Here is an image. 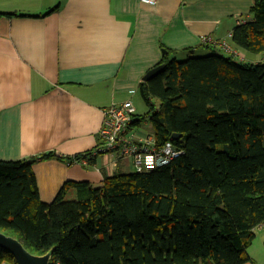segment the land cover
Returning <instances> with one entry per match:
<instances>
[{"label":"trees","instance_id":"16d2710c","mask_svg":"<svg viewBox=\"0 0 264 264\" xmlns=\"http://www.w3.org/2000/svg\"><path fill=\"white\" fill-rule=\"evenodd\" d=\"M250 15L235 25L232 42L263 56L264 0H253ZM225 53L167 56L164 71L141 83L149 110L135 113L130 128L148 119L159 144L182 134L173 142L183 153L168 164L106 174L98 187L69 180L46 202L33 169L38 157L1 159L0 231L32 253L53 250L51 264L250 260L248 248L264 224V61ZM0 264L17 260L2 249Z\"/></svg>","mask_w":264,"mask_h":264},{"label":"crops","instance_id":"0c3cea01","mask_svg":"<svg viewBox=\"0 0 264 264\" xmlns=\"http://www.w3.org/2000/svg\"><path fill=\"white\" fill-rule=\"evenodd\" d=\"M252 4L0 0V11L20 14L0 17V160L38 157L33 169L46 202L69 180L98 187L106 174L133 171L130 158L92 156L101 143L105 109L133 101L145 74L167 63V56L203 49L206 55L223 52L201 43L203 35L235 46L231 32L251 18ZM239 50L245 62L264 61V55ZM47 152L65 158L40 159ZM77 154L89 155L88 163L68 165V157ZM257 230L248 248L251 259L244 264H264V226Z\"/></svg>","mask_w":264,"mask_h":264},{"label":"built area","instance_id":"2783aa9c","mask_svg":"<svg viewBox=\"0 0 264 264\" xmlns=\"http://www.w3.org/2000/svg\"><path fill=\"white\" fill-rule=\"evenodd\" d=\"M141 1L153 4L158 0ZM200 41L205 45L219 47L224 52L240 60L244 59L240 50L226 40H217L211 35H203ZM135 113L136 106L132 100L114 102L110 107L105 109L104 125L99 132L101 143H98V147L93 151L92 156L102 153H112L116 154L119 158H130L133 170L142 172L168 164L183 153L173 142V139L159 144L155 134L139 135L135 129L130 128V124L135 119ZM89 157V155L74 156L67 164H86L89 161ZM262 226L264 224H261L259 227Z\"/></svg>","mask_w":264,"mask_h":264},{"label":"water","instance_id":"95a60500","mask_svg":"<svg viewBox=\"0 0 264 264\" xmlns=\"http://www.w3.org/2000/svg\"><path fill=\"white\" fill-rule=\"evenodd\" d=\"M167 63H161L151 68L144 76L145 81H149L160 74L166 68ZM182 134L174 132L172 138L179 139ZM10 251L16 258L17 264H51L53 250L45 254H35L27 249L24 243L11 235L0 231V250Z\"/></svg>","mask_w":264,"mask_h":264},{"label":"rangeland","instance_id":"374dc122","mask_svg":"<svg viewBox=\"0 0 264 264\" xmlns=\"http://www.w3.org/2000/svg\"><path fill=\"white\" fill-rule=\"evenodd\" d=\"M229 40H230V38H229ZM205 53H207L206 49H203V51H199V52H196L194 54H192L190 52L189 53L188 52H181L180 54H178V55L176 54L172 58L176 57L179 61H182V60H186L190 56H204V55H206ZM133 99H134L133 102H134L136 108L138 109V114L145 115L146 112L149 110V105L146 103V100L142 96L141 92L138 91V93L133 97ZM152 103L155 105H158L159 101L157 98L152 97ZM148 122H150V121L146 119L142 122V124L140 126H138L136 128L138 134L144 135L145 133L152 131V124H151V122L150 123H148ZM77 166H78V164H77ZM259 232H260V230H257V234ZM260 246H262V245H260Z\"/></svg>","mask_w":264,"mask_h":264},{"label":"clouds","instance_id":"9594fccd","mask_svg":"<svg viewBox=\"0 0 264 264\" xmlns=\"http://www.w3.org/2000/svg\"><path fill=\"white\" fill-rule=\"evenodd\" d=\"M239 49V48H238ZM241 52V51H240ZM228 54V53H227ZM242 54V53H241ZM232 56V55H231ZM244 58V57H243ZM240 60V59H239ZM134 103V102H133ZM135 105V104H134ZM136 112H137V108H136ZM136 119H139V117L138 118H136L135 117V119H134V121L136 120ZM137 131V130H136ZM151 133V132H150ZM150 133H146V134H150ZM146 134H144V135H146ZM151 134H154V132L153 133H151ZM140 135V134H139ZM87 164V163H86Z\"/></svg>","mask_w":264,"mask_h":264}]
</instances>
